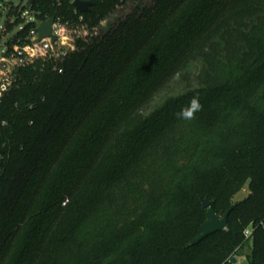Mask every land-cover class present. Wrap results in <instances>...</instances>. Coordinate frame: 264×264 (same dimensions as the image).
<instances>
[{
  "label": "trees",
  "instance_id": "16d2710c",
  "mask_svg": "<svg viewBox=\"0 0 264 264\" xmlns=\"http://www.w3.org/2000/svg\"><path fill=\"white\" fill-rule=\"evenodd\" d=\"M83 1L34 0L7 43L51 18L89 29L15 68L0 98V264H229L248 243L264 264V0H155L98 34L141 0ZM195 95L202 110L178 119ZM204 199L234 209L192 245Z\"/></svg>",
  "mask_w": 264,
  "mask_h": 264
},
{
  "label": "rangeland",
  "instance_id": "374dc122",
  "mask_svg": "<svg viewBox=\"0 0 264 264\" xmlns=\"http://www.w3.org/2000/svg\"><path fill=\"white\" fill-rule=\"evenodd\" d=\"M28 1L29 0H0V60L5 51L6 42L8 43L9 41H11L16 35V33L19 31V29L22 28L26 23L36 21L35 16L28 15L27 9L25 10ZM154 1L155 0H141L138 2H133V3L131 2L127 4L126 6L119 8L117 12L112 17H110L107 21L102 23L101 27L99 29H96L95 32L98 34V33L109 30L111 27L117 25L121 20H125L128 16L133 14L136 10L138 9L141 10L146 6L149 7L153 5ZM12 8L18 9L19 12H23L25 10L23 13V19L25 20V23H21L20 25L16 26L15 29L11 33L4 35L2 33V28L6 25V22H8L9 19H10L9 22L11 21L14 22L16 20L14 16L10 15V11ZM67 28H68L67 29L68 39L65 41L66 45H64L67 47L72 46L74 39H75L74 37L76 35L81 34V36L82 35L87 36V34L89 33V29H87L86 27H80L79 29H72L71 27H67ZM15 68H16L15 66L11 67L12 75H14ZM186 86H187L186 82H183L181 80L175 81L160 97H158L154 101V103L152 104V107L157 105L161 101L162 98L164 99L165 97L169 95H177L181 93ZM248 195H249V188L248 186H246L235 197L233 201L234 203L243 201L244 199L248 197ZM74 220H75V214H71L70 216L66 218L63 224V232H65L67 229L70 228ZM250 250H251V243H248L245 246V248L240 251L239 255L235 257L237 260L236 264H249L248 259H247V253L249 254ZM229 264H232V263L230 262Z\"/></svg>",
  "mask_w": 264,
  "mask_h": 264
},
{
  "label": "built area",
  "instance_id": "2783aa9c",
  "mask_svg": "<svg viewBox=\"0 0 264 264\" xmlns=\"http://www.w3.org/2000/svg\"><path fill=\"white\" fill-rule=\"evenodd\" d=\"M76 12L78 11L76 10ZM27 14L31 15L29 11ZM40 24L41 23H39L38 26ZM38 26L35 30L31 31L29 44H24L21 41H18V43L12 45L11 48H8L6 42L5 51L0 60V98L3 94L8 92L10 86L12 85L13 75L11 74V67L15 66L17 68L26 66L37 58L46 57L49 54H58V52L62 50V46L66 45L65 41L68 39V24H64L60 20L55 21L53 34L58 37V41L56 43L53 42L52 38L44 39L40 42L37 30ZM4 29L5 26L2 28V31ZM21 29L22 28L19 30ZM57 45L59 46V49L56 48ZM61 55L66 57L67 54L63 52ZM247 235H249V232H247Z\"/></svg>",
  "mask_w": 264,
  "mask_h": 264
},
{
  "label": "water",
  "instance_id": "95a60500",
  "mask_svg": "<svg viewBox=\"0 0 264 264\" xmlns=\"http://www.w3.org/2000/svg\"><path fill=\"white\" fill-rule=\"evenodd\" d=\"M34 0H29L27 2L26 7L30 9ZM69 3L73 5V7L81 14L87 13L90 8L93 6V2L91 1H81V0H68ZM56 19L51 18L46 22H42L38 26V37L39 41H43L44 39L52 38L53 42L56 43L58 41V37L53 34V27ZM203 208L207 210L208 220L202 225L201 230L202 234L192 242V245H198L202 241H204L209 236L216 234L218 232H223L227 230L228 227V218L230 213L233 211V207L230 208L229 211L225 213L223 217H220L216 211L213 209V203L208 199H204L202 201ZM232 264H236V258L231 259Z\"/></svg>",
  "mask_w": 264,
  "mask_h": 264
},
{
  "label": "clouds",
  "instance_id": "9594fccd",
  "mask_svg": "<svg viewBox=\"0 0 264 264\" xmlns=\"http://www.w3.org/2000/svg\"><path fill=\"white\" fill-rule=\"evenodd\" d=\"M202 107L199 95H195L189 100L188 104L177 113V118L181 120H192L195 118L196 113L202 110Z\"/></svg>",
  "mask_w": 264,
  "mask_h": 264
}]
</instances>
